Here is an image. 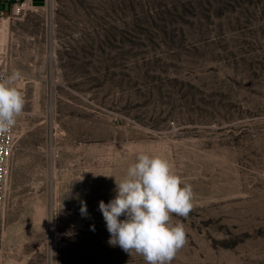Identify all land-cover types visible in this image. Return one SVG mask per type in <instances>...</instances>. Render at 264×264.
I'll return each instance as SVG.
<instances>
[{
  "label": "rangeland",
  "instance_id": "374dc122",
  "mask_svg": "<svg viewBox=\"0 0 264 264\" xmlns=\"http://www.w3.org/2000/svg\"><path fill=\"white\" fill-rule=\"evenodd\" d=\"M43 1L0 9V73L23 74L26 100L9 264H145L108 243L99 210L140 152L194 193L171 264H264V2Z\"/></svg>",
  "mask_w": 264,
  "mask_h": 264
},
{
  "label": "clouds",
  "instance_id": "9594fccd",
  "mask_svg": "<svg viewBox=\"0 0 264 264\" xmlns=\"http://www.w3.org/2000/svg\"><path fill=\"white\" fill-rule=\"evenodd\" d=\"M24 79L18 70L0 73V135L7 134L23 114ZM115 184V197L107 204L99 203L110 234L108 243L118 245L129 255L142 256L145 264H171L186 244L185 225L174 223L172 217L186 218L192 210L191 185L174 172L169 160L144 152L135 156L121 179L115 178ZM80 212L87 215L83 201Z\"/></svg>",
  "mask_w": 264,
  "mask_h": 264
},
{
  "label": "built area",
  "instance_id": "2783aa9c",
  "mask_svg": "<svg viewBox=\"0 0 264 264\" xmlns=\"http://www.w3.org/2000/svg\"><path fill=\"white\" fill-rule=\"evenodd\" d=\"M23 8V7H22ZM22 8H19L20 12ZM15 126L7 133L0 135V214L4 211L10 182V160L14 154Z\"/></svg>",
  "mask_w": 264,
  "mask_h": 264
},
{
  "label": "trees",
  "instance_id": "16d2710c",
  "mask_svg": "<svg viewBox=\"0 0 264 264\" xmlns=\"http://www.w3.org/2000/svg\"><path fill=\"white\" fill-rule=\"evenodd\" d=\"M197 2L201 7L211 6L212 4H220L223 3L224 6L234 7L235 5H245L249 7L250 5H254L256 3L264 2V0H192Z\"/></svg>",
  "mask_w": 264,
  "mask_h": 264
},
{
  "label": "crops",
  "instance_id": "0c3cea01",
  "mask_svg": "<svg viewBox=\"0 0 264 264\" xmlns=\"http://www.w3.org/2000/svg\"><path fill=\"white\" fill-rule=\"evenodd\" d=\"M15 1H17V0H0V9L5 7V6L10 5L11 3L15 2ZM4 222H5L4 220L3 221L0 220V224L1 223L3 224ZM9 262H10L9 257L5 259V256L0 253V264H5V263L9 264Z\"/></svg>",
  "mask_w": 264,
  "mask_h": 264
},
{
  "label": "water",
  "instance_id": "95a60500",
  "mask_svg": "<svg viewBox=\"0 0 264 264\" xmlns=\"http://www.w3.org/2000/svg\"><path fill=\"white\" fill-rule=\"evenodd\" d=\"M33 4L36 6H42L44 4L43 0H33Z\"/></svg>",
  "mask_w": 264,
  "mask_h": 264
}]
</instances>
